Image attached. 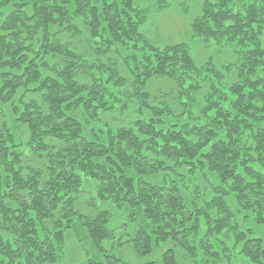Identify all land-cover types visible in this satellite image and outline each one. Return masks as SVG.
Masks as SVG:
<instances>
[{
    "label": "trees",
    "instance_id": "trees-1",
    "mask_svg": "<svg viewBox=\"0 0 264 264\" xmlns=\"http://www.w3.org/2000/svg\"><path fill=\"white\" fill-rule=\"evenodd\" d=\"M172 1L0 0V113L28 134L0 125V264H58L69 233L97 253L76 264H264L232 208L264 229V0L196 2L192 38L234 67L140 31Z\"/></svg>",
    "mask_w": 264,
    "mask_h": 264
},
{
    "label": "rangeland",
    "instance_id": "rangeland-1",
    "mask_svg": "<svg viewBox=\"0 0 264 264\" xmlns=\"http://www.w3.org/2000/svg\"><path fill=\"white\" fill-rule=\"evenodd\" d=\"M197 0H173L172 8L163 10L157 15L151 17L148 22L140 28V31L145 33L148 38L155 44L160 45H174L179 43H187L189 51L196 63L202 62L207 57H212L213 60L219 64H230L234 67L236 58L231 51L227 48L220 47L215 42L205 43L198 38H192L190 30V20L195 17L197 12ZM179 7H183L186 13L179 10ZM173 87V83L166 78H155L147 83V91L154 95L156 92L168 91ZM15 116L12 115L10 109L4 108L0 113V125L5 124L7 128L15 136L16 142L22 145L23 149H26L28 142V134L25 127L18 125L15 121ZM89 193L85 190L82 193L83 198ZM93 199V196L88 197ZM98 204V203H97ZM234 206V205H233ZM235 210V220L242 227L250 228L255 237H263L264 229L254 224L253 215L249 212ZM89 206L85 205V208L81 206L82 211L93 214L92 210L88 209ZM238 211V212H237ZM138 221H130L125 214L118 212L113 220V226L124 225L127 230L134 228ZM170 246V245H167ZM111 252L118 258H121L127 264H145L148 261H154L156 264H161L160 253L156 251L149 257L140 258L133 250L128 247H120L117 245H109ZM93 248L89 244V241L83 240L80 242L73 234H68L63 246V257L58 264H76L84 261L86 258L96 256ZM180 261L184 264H192V262L185 256L183 252L178 253Z\"/></svg>",
    "mask_w": 264,
    "mask_h": 264
}]
</instances>
